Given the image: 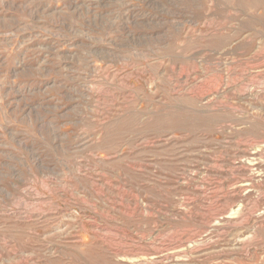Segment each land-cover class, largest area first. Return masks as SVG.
<instances>
[{"label":"rangeland","instance_id":"1","mask_svg":"<svg viewBox=\"0 0 264 264\" xmlns=\"http://www.w3.org/2000/svg\"><path fill=\"white\" fill-rule=\"evenodd\" d=\"M0 264H264V0H0Z\"/></svg>","mask_w":264,"mask_h":264}]
</instances>
